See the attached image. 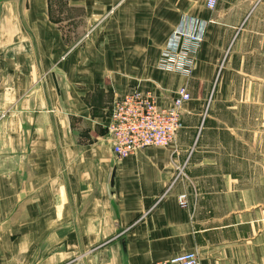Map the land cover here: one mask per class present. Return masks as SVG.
<instances>
[{"label": "crops", "instance_id": "0c3cea01", "mask_svg": "<svg viewBox=\"0 0 264 264\" xmlns=\"http://www.w3.org/2000/svg\"><path fill=\"white\" fill-rule=\"evenodd\" d=\"M216 2L0 0V264H264V0ZM181 17L187 81L155 69ZM184 83L173 144L115 159L112 101Z\"/></svg>", "mask_w": 264, "mask_h": 264}, {"label": "built area", "instance_id": "2783aa9c", "mask_svg": "<svg viewBox=\"0 0 264 264\" xmlns=\"http://www.w3.org/2000/svg\"><path fill=\"white\" fill-rule=\"evenodd\" d=\"M216 1L205 0V8L212 11ZM206 24L207 21L181 17L159 52L155 69L189 80ZM185 83L173 91L170 104L165 107L156 105L155 97L150 91L141 92L137 89L112 101L106 135L115 159L133 155L142 148L164 149L173 144L175 133L180 129L181 106L190 99ZM181 172L182 167L177 170L174 180ZM176 202L178 208H185L186 195L179 194ZM152 264H198V256L194 252H186Z\"/></svg>", "mask_w": 264, "mask_h": 264}, {"label": "rangeland", "instance_id": "374dc122", "mask_svg": "<svg viewBox=\"0 0 264 264\" xmlns=\"http://www.w3.org/2000/svg\"><path fill=\"white\" fill-rule=\"evenodd\" d=\"M261 141H262V139H261ZM241 149L243 151L248 150L247 147H243V146L241 147ZM256 149H257V152H264V143H258V145L256 146ZM257 156H260V155L257 154Z\"/></svg>", "mask_w": 264, "mask_h": 264}]
</instances>
